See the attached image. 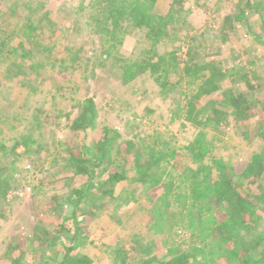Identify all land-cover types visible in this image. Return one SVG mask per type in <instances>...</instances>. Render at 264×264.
I'll list each match as a JSON object with an SVG mask.
<instances>
[{
	"label": "trees",
	"instance_id": "obj_1",
	"mask_svg": "<svg viewBox=\"0 0 264 264\" xmlns=\"http://www.w3.org/2000/svg\"><path fill=\"white\" fill-rule=\"evenodd\" d=\"M33 2L42 1L0 0V31L5 29L11 32V36L13 34L19 41L8 48L10 54L16 53L11 67L29 68L32 72V76L27 77L17 68L7 70L6 75L22 74L21 78L18 76L21 83L31 81L33 77L40 79L42 74L38 68L45 64H51L53 69L56 67L58 59L55 52L60 42L73 30V22L67 21L77 20L61 16L59 19L49 10L37 17L35 10L30 9ZM159 2L85 0L78 11H72L71 15L74 16L80 9L88 13L83 25L87 28L93 26L94 40L99 41L96 47V52L101 50L99 56L96 53L86 56V65L93 61L95 55L102 66L108 60H113L124 83L142 74L148 75L165 93H171L184 75L193 78L197 86L195 92L187 96L185 113L198 130L192 141L183 147L192 162L186 167L189 173L179 186L167 176L164 178L167 166L164 162L169 164L168 157L174 154L158 151L154 144L144 140L142 143L131 139L118 140V131L109 127H104L102 135L91 142L68 143L64 151L68 154L62 155L64 164L56 170L59 171L56 178L65 190L51 193L45 202L48 211L58 209L62 216L49 223L40 218L31 235L15 236L0 256V264H34L38 260L43 264H92L94 260L90 254L78 251L88 237L81 232L82 224L86 215H95L92 209L98 208L101 200H122L123 193L127 199L129 191L131 199L134 198L138 188L130 190L126 184L128 181L138 182L143 189L163 186L162 194L151 201L149 209L153 229L159 230L161 221L177 215L179 224L192 230L187 248H170L165 257L158 260L145 257L149 254V243L139 245L144 258H136L141 260V264H217L218 258H224L226 264H264V215L257 213L264 206V147L254 153L246 167L238 172L228 161L212 155V139L208 137L211 124L216 131L224 125L222 119L228 114L224 103L231 110L235 126L243 129L244 136L249 137L250 126L253 127L255 122L252 124L248 119L252 116L255 101L249 92L240 91L237 86L229 84L234 82L232 79L236 74L228 73L223 66L224 61L211 51L213 49L203 45L204 36L208 35L206 29L192 34L186 30L185 15L191 12L186 0H168L166 13H160L157 9ZM252 17L262 28L253 27ZM241 24L247 27L257 42L264 43V0H235L232 10L221 17L214 27L215 32L210 33L211 45L214 46L217 39L227 42ZM132 28L141 29L145 40H148L150 49L145 58L135 59L121 51L120 45ZM175 35L179 42L172 49L166 48L170 38ZM8 44L7 39L0 43L6 47ZM161 46L165 47L164 50H158ZM67 48V61L60 59L59 70H69L71 76L67 83H57L59 80L55 79L52 93V99L56 100L54 107L63 105L64 92L71 83L77 82L75 69L81 66L83 59L82 47L76 44H69L68 47L66 44ZM32 57L38 63L30 64ZM52 58L55 59L51 63ZM173 71L178 75L177 80L169 78ZM243 76L249 90L254 91L259 87L256 84L257 75L244 73ZM205 96H209L210 100H205ZM76 107L78 112L72 119L71 130L86 133L88 129H94L98 117L94 98L79 100ZM52 111L53 108L47 112L50 114ZM34 113L41 114V111L34 109ZM2 115L0 109V121ZM200 125L204 128H200ZM257 135L264 141L263 120L258 122ZM21 144L29 150L28 142L16 141L11 146H0V215L5 213L4 205L9 193L18 186L17 179L9 171L21 156L18 151ZM77 179H80V183H76ZM121 183L123 186L118 190ZM255 186L260 187L261 191L253 189ZM180 196L184 198L179 204L180 211L175 214L171 210L172 205L179 201ZM70 220L72 222L67 226L66 222ZM115 248L116 264H125L131 259L129 255L134 251V246L132 250L124 244Z\"/></svg>",
	"mask_w": 264,
	"mask_h": 264
},
{
	"label": "rangeland",
	"instance_id": "obj_2",
	"mask_svg": "<svg viewBox=\"0 0 264 264\" xmlns=\"http://www.w3.org/2000/svg\"><path fill=\"white\" fill-rule=\"evenodd\" d=\"M41 1L30 5V9L35 10V16L40 17L49 10L51 15L54 12L59 19L70 17L77 20L67 21L73 22V30L71 35L67 34L60 42L55 52L58 61L54 69L51 64H45L38 68L42 74L40 79L33 77L31 81L23 83L20 81L22 74L7 73L1 87L0 109L4 115L0 121V146H11L16 141L28 142L29 150H26L23 144L19 146L21 156L9 171V174L12 173L17 179L18 186L9 193L7 204L4 205L5 213L0 215V256L4 254L15 236L31 235L34 225L40 218L43 222L49 223L62 216L63 213L61 214L58 209L48 211L45 202L51 193L65 190L63 184L56 178L59 172L56 170L61 169L64 164L62 155L68 154L64 152L66 144L75 145L81 144L83 140L91 142L98 139L104 127L118 131V140L131 139L139 143L144 140L148 144H154L158 151L175 155L168 154L169 164L164 162L167 165L164 178L167 176L179 186L189 173L187 164L192 163L183 147L192 141L198 130L185 113L187 96L192 94L197 86L193 78L184 75L181 82L172 88L171 93H165L148 75L142 74L135 80L124 83L113 60H108L106 65L102 66L99 64L100 59H96L95 55L93 61L86 65L85 57L93 53L99 56L101 50L98 49L96 52L99 41L94 40L96 37L94 27L87 28L83 25V21L88 19V13L80 9L74 16L71 15L72 11H78L85 0ZM234 2L235 0H186V6L191 12L185 15L187 17L185 24L190 34L206 29L208 35L204 36L206 39L203 45L207 49H213L211 51L224 61L223 66L228 73L236 74L233 79L229 76L234 80L229 81V84L237 86L240 91L249 92L255 101L252 116L248 119L252 124L255 122L253 127L250 126L249 137L244 136L243 129L235 126L231 110L225 103L223 107L228 114L222 119L223 127L217 131L212 129V124L209 127L211 131L208 137L212 139V155L228 161L240 172L246 167L251 156L264 147V141L257 135L258 122L264 121V43L257 42L247 27L241 24L227 42L217 39L214 46L211 45L210 33L215 32V25L220 22L221 17L232 10ZM157 9L160 13H166L168 0H160ZM251 22L256 29L262 28L261 24L255 23L254 17L251 18ZM127 34L125 41L120 45L123 54L135 59L149 55L150 45L141 29L132 28ZM177 42H179L177 36H172L166 48L172 49ZM66 44L68 47L69 44L82 47L83 59L80 62L81 66L75 69L77 82L71 83L64 92L63 105L54 107L56 100L52 99V93L56 85L55 79L59 80L57 83L61 81L67 83L71 76L69 70H59L60 59L67 61L69 55L68 48L65 49ZM164 48L161 46L158 50ZM13 57H16V54L8 59V66L6 68L4 65V68L7 70L17 68L25 76L31 77L32 72L29 68L21 69L16 65L11 67ZM55 58L50 62L52 63ZM31 60L30 64L38 63L34 57ZM244 73L257 75L256 84H259V87L256 90L248 89ZM169 78L177 80L178 75L173 71ZM86 97L94 98L97 104L96 127L88 129L86 133L73 132L71 123L78 112L76 104ZM204 99L210 100V97L205 96ZM38 108L41 111L40 117L39 113H34V109ZM51 108L53 111L48 114L47 111ZM200 128L204 127L200 125ZM76 183H80V179H77ZM126 184L130 190L138 188L135 197L131 199L129 191L127 199L123 193L122 200L107 198L106 201H100L98 208L93 207L92 213L95 215H86L81 227V232L86 233L88 237L84 239L78 251L90 254L94 260L92 264H116L115 247L124 244L127 249L132 250L134 246V251L129 255L131 259L125 264H141L139 258H144L138 247L141 244L149 243L147 244L149 254L145 257H152L154 260L165 257L170 248H187L192 230L179 224V216L175 215L170 220L161 221L159 230L152 228L149 213L151 201L162 194L163 186L143 189L136 181H128ZM122 186V183L119 184L118 190ZM253 189L261 191L257 186ZM178 190L179 187L176 192ZM183 198L184 196H180L179 201L173 203L171 209L173 213L177 214L180 211L179 204ZM257 213L264 215V206L259 208ZM70 222L72 221L66 222L67 226ZM50 228L52 231V225ZM49 249L50 252L51 248ZM34 264L43 263L38 260ZM217 264H226V260L218 258Z\"/></svg>",
	"mask_w": 264,
	"mask_h": 264
},
{
	"label": "crops",
	"instance_id": "obj_3",
	"mask_svg": "<svg viewBox=\"0 0 264 264\" xmlns=\"http://www.w3.org/2000/svg\"><path fill=\"white\" fill-rule=\"evenodd\" d=\"M12 36H13V34H12ZM12 36H11V32L6 31L5 29L3 31H0V43H2L3 39L9 40V44L7 45V47L0 45V48H2L0 50V91H1V87H2V84H3L4 79H5L6 72H7L6 68H7L8 63H9L8 59H10L13 56V54H16L15 52L10 54L8 48L12 47L17 42H19L16 37H14V36L12 37ZM18 51H19V53L21 52V50H18ZM4 65H6V68H4ZM39 117H40V114H39Z\"/></svg>",
	"mask_w": 264,
	"mask_h": 264
}]
</instances>
